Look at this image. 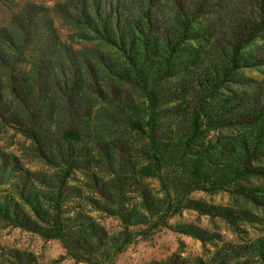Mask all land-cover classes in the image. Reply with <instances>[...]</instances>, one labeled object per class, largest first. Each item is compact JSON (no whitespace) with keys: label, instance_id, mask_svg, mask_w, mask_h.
<instances>
[{"label":"rangeland","instance_id":"obj_1","mask_svg":"<svg viewBox=\"0 0 264 264\" xmlns=\"http://www.w3.org/2000/svg\"><path fill=\"white\" fill-rule=\"evenodd\" d=\"M95 1L0 0V30L8 31L16 48L29 43L23 55L14 54L9 42L8 55L0 53L7 66L0 73V208L15 210L32 228L47 226L57 184L70 169L65 223L82 248L105 264H264V178L232 181L244 144L256 143L263 130L231 122L263 100L264 32L244 49L242 67L226 75L232 23L247 18L254 0H202L169 73L161 48L134 66L99 39L84 23L90 18L97 24ZM158 1L165 16L181 2ZM183 1L187 8L197 5ZM127 2L135 11L125 13L139 16L144 0ZM115 7L116 0H103L101 12ZM199 112L206 124L188 144ZM151 116L159 166L146 134L129 127V120L144 124ZM23 128L37 132L39 142ZM69 129H77L80 140L66 141ZM251 167L264 168V157ZM193 182L224 188L191 190ZM169 196L185 197L206 213L185 209L166 227L138 235L165 213ZM124 216L135 237L118 254ZM0 264L88 263L69 255L60 240L0 218Z\"/></svg>","mask_w":264,"mask_h":264},{"label":"trees","instance_id":"obj_2","mask_svg":"<svg viewBox=\"0 0 264 264\" xmlns=\"http://www.w3.org/2000/svg\"><path fill=\"white\" fill-rule=\"evenodd\" d=\"M164 1V0H163ZM254 2V3H253ZM251 2L252 9L246 14L247 18L237 17L232 23V30L236 32L234 35V41L229 42L230 45V57L228 58V68L226 71L227 77L232 76L242 67V53L246 46L255 41L259 35L264 32V0H254ZM197 5H192L191 8H187L185 2L181 0L178 5L175 3L173 10L169 12L168 16H165V6L162 1L154 3V0H144V7L139 16H133L130 12H134L135 8L127 0H116V7L109 10H103V0H96L95 7L97 10V24L90 22V18L84 22L90 27L93 33L102 41L107 44L116 47L125 55L126 59L130 61L134 66L141 65L144 61L150 60L152 54L155 52V48H161L168 54V58H164V68L166 72L172 69V59L174 54L186 43L189 39V35L193 30V27L200 16L201 12L197 11L198 5H203L202 0H196ZM250 4V5H251ZM130 9L129 14L125 13ZM34 22H30L33 24ZM109 23H111L110 27ZM29 24V26H30ZM97 25V26H96ZM3 34V35H2ZM8 42L11 43L8 46ZM29 43L21 48L14 46V41L8 31L5 28L0 30V53L7 54L9 49L14 54L19 53L23 55L28 49ZM0 54V73H3L2 69L7 67L4 64V55ZM158 55V54H157ZM3 61V63H2ZM139 72V70L137 69ZM212 83H217V79H213ZM13 94H17L18 90L14 87L11 88ZM151 104L154 106L156 97L153 89L148 90V83L146 89H144ZM16 97V96H15ZM205 115L201 112L196 113L191 127V136L188 139V144L195 141V139L202 133V128L205 126ZM234 125L247 127L249 129H257L262 127V135L257 137V142L247 141L242 148L244 156L242 157L241 167L235 173L233 182L239 181L247 176H256L264 178V168H253L251 163L255 160H261L264 157V97L255 107L244 108L241 112H238L231 120ZM129 127L135 131L146 134L150 142V150L152 153V159L155 165H160L159 157V145L156 138V121L151 116L144 124L129 120ZM23 133L29 135L33 140L38 143V134L32 129L22 130ZM64 138L66 141L80 140V136L77 129H69ZM72 168V164H69ZM70 169H67L65 174L61 176L58 182L55 205L52 207V214L50 219L44 223L47 226L32 228L29 222L20 219L18 213L2 210L0 208V218L23 229L36 231L41 237L46 240L58 239L60 240L69 255L74 259L86 262L88 264H105L94 253L84 250L79 244L82 242L79 238H76L71 233V228L65 223L63 217V203H64V189L66 188V181L70 178ZM191 190L202 191H217L223 189L224 186L211 184L207 186L205 183L193 182L191 184ZM238 193L245 198L254 199L249 193L238 190ZM169 203L167 209L159 220L152 226L144 228L138 232V235L148 236L153 230L166 227L168 220L175 215L179 214L185 209L196 210L200 213H206L201 206L192 201H185V197L174 200L169 196ZM123 224L125 225V232L123 234L122 245L118 248L117 253L120 254L124 247L131 244L135 233L130 230V222L125 216L122 217ZM80 240V242H79ZM112 264V263H107Z\"/></svg>","mask_w":264,"mask_h":264}]
</instances>
